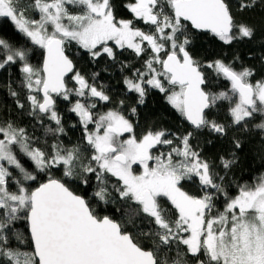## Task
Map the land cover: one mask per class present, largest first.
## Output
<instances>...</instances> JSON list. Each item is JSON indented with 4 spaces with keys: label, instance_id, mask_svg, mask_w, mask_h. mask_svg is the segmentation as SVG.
<instances>
[{
    "label": "trees",
    "instance_id": "obj_1",
    "mask_svg": "<svg viewBox=\"0 0 264 264\" xmlns=\"http://www.w3.org/2000/svg\"><path fill=\"white\" fill-rule=\"evenodd\" d=\"M51 1L55 0H9V5L31 25L43 19L42 6ZM91 1L106 2L116 21H128L151 38L138 39L137 50L118 47L111 40L93 50L76 40L65 44L75 69L66 79L67 91L55 96L54 106L46 112L40 109L44 48L10 17L0 16V129L16 134L41 157L39 167L14 143L12 150L20 170L13 169L7 175V189H21L29 195L47 180L58 179L85 198L94 216L115 220L135 243L152 251L157 264H222L204 247L191 251L185 243L189 231L170 199L159 200V223L154 211L128 194L123 181L102 167L88 135L97 118L109 110L128 120L137 138L162 133L154 155L177 164L187 154L186 161L202 171L177 179L179 188L187 196L208 203L207 219L224 215L232 199L256 188L264 178V105L254 103L251 113L237 120L234 110L239 95L227 76L232 71L253 88L264 84V0H224L233 18V32L221 37L198 31L177 18L169 0H153L157 8L162 7L164 14L177 21L173 38L167 36L173 34L171 27L164 33L158 60L151 47L156 43V36L149 34L153 28L131 10L135 0ZM64 9L79 22L89 15L85 0H67ZM64 20L69 21L67 16ZM76 22L68 26L80 27ZM174 40L188 50L205 76L211 106L199 128L189 125L183 109L169 101L171 93L180 89L170 83L162 67L164 59L174 53ZM155 75L158 78L152 81ZM128 82L140 85V91L131 89ZM92 89L102 99L93 96ZM78 105L93 123L86 124ZM159 205L157 202L156 209ZM28 212L23 207L12 216L8 206L0 205V264H38L28 231ZM193 221H197L195 217Z\"/></svg>",
    "mask_w": 264,
    "mask_h": 264
},
{
    "label": "rangeland",
    "instance_id": "obj_2",
    "mask_svg": "<svg viewBox=\"0 0 264 264\" xmlns=\"http://www.w3.org/2000/svg\"><path fill=\"white\" fill-rule=\"evenodd\" d=\"M65 1L67 0L45 3L42 6L44 17L38 24L30 25L23 18L17 16L10 7L9 0H0V16L10 17L19 29L43 48L53 38H60L64 44L76 40L89 50L110 40L118 47H130L137 50L140 48L138 39L151 38L148 34L145 35L142 28H134L128 21H116L106 2L85 0L89 6V15L85 16L84 22H79V18L76 19V16L66 12ZM174 1L169 0L170 3ZM151 4H153L152 11L140 12L135 9L138 6ZM131 10L135 17L153 28V33L149 34L156 36V43L151 47L157 53L158 60L160 51L163 49L161 40L166 35L164 33L169 27L173 30L177 21L164 14L162 7L157 8V3L153 0H135V3L131 5ZM66 16L69 19L67 22L64 20ZM75 22L81 26L78 28L68 26ZM174 32L175 29L172 35L167 34V36L173 38ZM177 48L179 51L176 50ZM182 49L183 45H179L175 40L172 41L174 53L179 54ZM73 77L77 80L80 79L74 74ZM155 78H158V75H155L152 81ZM35 80L38 78L36 77ZM42 85L43 77L40 88ZM128 85L131 89L140 91V85L135 86L132 82H128ZM184 89V86H180V89L175 90L169 97V101L177 108L183 109ZM254 90L255 104L260 102L264 105V84L256 86ZM238 97L239 101L234 114L236 119L240 120L248 116L254 107L249 109L242 102L240 96ZM77 111L84 118L86 124L94 122L91 117H86L88 116L87 111L80 105L77 106ZM94 124L88 137L95 145L96 158L102 167L120 178L126 186V192L135 200H138L145 187L153 192L158 200V205L161 197L170 199L180 211L181 224H184L189 231L185 243L191 251L195 252L204 247L213 258L220 260L222 264H264V178L256 188L243 191L232 199L224 215L210 220L207 219L205 213L208 203L184 194L177 182V179L181 180L182 176L198 172V170L201 172L202 169L187 162V154H183L179 159L181 161L177 164L155 156L154 148L160 142L162 133H147L141 138H137L133 133L131 123L115 110L101 114ZM111 128L124 133V141L118 144V147L126 156V163L115 161L103 150L113 140L117 143L121 142L114 138ZM14 143L39 167L41 160L37 152L28 149L24 142L17 139L16 134L6 129H0V205L8 206L12 216L16 215L20 208H27L28 211L31 208V192L29 195L21 189L11 192L5 184L7 175L13 169L20 170L19 161L12 150ZM140 156H147V158L142 160L144 162L139 171L136 170L135 165ZM143 172L147 173V176ZM161 214L162 209L159 205L153 212V216L159 223H162ZM192 215L196 218V222L193 221Z\"/></svg>",
    "mask_w": 264,
    "mask_h": 264
},
{
    "label": "water",
    "instance_id": "obj_3",
    "mask_svg": "<svg viewBox=\"0 0 264 264\" xmlns=\"http://www.w3.org/2000/svg\"><path fill=\"white\" fill-rule=\"evenodd\" d=\"M172 7L177 18L189 22L198 31L218 37L233 32V18L224 0H175ZM142 10L146 7L137 9ZM64 47L60 38H53L44 47L42 112L54 106L55 96L67 91L66 79L74 72V62ZM162 67L171 84L184 86V117L189 125L199 128L211 106L203 72L187 49L169 54ZM227 76L242 102L253 108L254 88L232 71ZM92 94L99 99L103 97L96 89H92ZM114 150L109 147L105 153ZM116 159L126 163L123 154ZM138 201L148 211L156 210V198L149 189ZM30 202L28 231L38 264H157L152 251L135 243L115 220L94 216L85 198L58 179L40 184L32 191Z\"/></svg>",
    "mask_w": 264,
    "mask_h": 264
},
{
    "label": "flooded vegetation",
    "instance_id": "obj_4",
    "mask_svg": "<svg viewBox=\"0 0 264 264\" xmlns=\"http://www.w3.org/2000/svg\"><path fill=\"white\" fill-rule=\"evenodd\" d=\"M144 7H146V10H142V11H140V12H147V11H152V4L151 5H147V6H144ZM138 8H140V6H138V7H136L135 9H138ZM169 79H170V76H169ZM112 132V135L114 136V138L116 139V140H121V142H119L118 141V143L117 142H115L114 140L113 141H111L106 147H104L103 148V150H104V152H105V150L107 149V148H109V147H114L115 148V150L114 151H112V152H110V153H108L107 155L108 156H110V157H112L115 161H117V162H120V163H122L121 161H119V160H117L116 159V157L119 155V154H123L121 151H120V149H119V147H118V144H121V143H123V141H124V133H122V132H119L117 129H115L114 128V131H111ZM116 143V144H115ZM124 155V154H123ZM147 158V156H140V158H139V160H137V162H136V165H135V168H136V170H141L142 169V163L144 162H142V160H145ZM126 162H127V159H126ZM143 174L145 175V176H147V173H144L143 172ZM147 189H149V188H147V187H145L142 191H141V193H140V196H142V194H143V192L145 191V190H147ZM150 190V189H149ZM151 191V190H150ZM152 192V191H151ZM152 194H153V192H152ZM154 195V194H153ZM155 197V196H154ZM158 201L156 200V203H157ZM190 206V205H189ZM192 218H194V216L192 215L191 216Z\"/></svg>",
    "mask_w": 264,
    "mask_h": 264
}]
</instances>
